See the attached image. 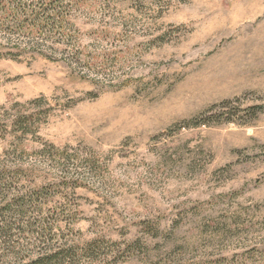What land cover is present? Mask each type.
Returning a JSON list of instances; mask_svg holds the SVG:
<instances>
[{
  "label": "rangeland",
  "instance_id": "374dc122",
  "mask_svg": "<svg viewBox=\"0 0 264 264\" xmlns=\"http://www.w3.org/2000/svg\"><path fill=\"white\" fill-rule=\"evenodd\" d=\"M264 264V0L0 3V264Z\"/></svg>",
  "mask_w": 264,
  "mask_h": 264
},
{
  "label": "trees",
  "instance_id": "16d2710c",
  "mask_svg": "<svg viewBox=\"0 0 264 264\" xmlns=\"http://www.w3.org/2000/svg\"><path fill=\"white\" fill-rule=\"evenodd\" d=\"M3 1H6V0H0V3H2ZM8 1H9V0H8ZM11 1H17V0H11ZM51 258H53V257H50V256H44V257H42L41 259H37V260L31 261L29 264H42V263L45 262V261H50Z\"/></svg>",
  "mask_w": 264,
  "mask_h": 264
}]
</instances>
